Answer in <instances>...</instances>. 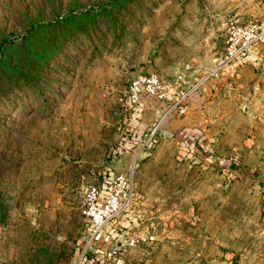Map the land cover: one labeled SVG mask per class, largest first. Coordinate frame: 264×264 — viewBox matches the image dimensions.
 I'll return each mask as SVG.
<instances>
[{
  "label": "rangeland",
  "instance_id": "obj_1",
  "mask_svg": "<svg viewBox=\"0 0 264 264\" xmlns=\"http://www.w3.org/2000/svg\"><path fill=\"white\" fill-rule=\"evenodd\" d=\"M235 18L264 0H0V264H77L82 187L132 164L110 226L157 238L102 264H264V43L221 65Z\"/></svg>",
  "mask_w": 264,
  "mask_h": 264
},
{
  "label": "built area",
  "instance_id": "obj_2",
  "mask_svg": "<svg viewBox=\"0 0 264 264\" xmlns=\"http://www.w3.org/2000/svg\"><path fill=\"white\" fill-rule=\"evenodd\" d=\"M262 43H264V20L231 19L226 27L225 58L220 64L244 59L252 48ZM184 94L177 97L181 113L185 112L183 101L187 94ZM166 95V83L156 72L138 74L132 79L128 90V99L132 106H137L144 97L162 101ZM156 132L157 128L151 132L148 142L156 137ZM133 172L134 164L126 172H116L110 168L99 183L82 187V213L88 227L82 254L77 264H82L90 251H98V256L103 258L115 259L122 250L156 240L154 233L141 231L125 237L118 245L119 233L110 226L112 220L131 204L134 194Z\"/></svg>",
  "mask_w": 264,
  "mask_h": 264
},
{
  "label": "trees",
  "instance_id": "obj_3",
  "mask_svg": "<svg viewBox=\"0 0 264 264\" xmlns=\"http://www.w3.org/2000/svg\"><path fill=\"white\" fill-rule=\"evenodd\" d=\"M118 3V1L116 2V4ZM113 6V5H112ZM109 7H111V6H109ZM109 7L107 8V9H103L104 11H106V12H108V13H106L107 15H111V16H115L114 15V12H113V10L112 9H109ZM14 43H9V42H7V41H2L1 43H0V71L1 70H3V68L5 67L4 66V62H5V60H4V57H5V55H6V51H7V48L10 46V45H13ZM60 49L62 48V46H58ZM32 82H30V84H31ZM124 251H126V250H122L121 252H120V254H122V252H124ZM95 253H98L99 254V252L98 251H90L88 254H87V257H86V260H91V261H95V258H96V256L94 255ZM119 254V255H120ZM118 255V256H119ZM97 260L95 261L96 262V264H102V262L104 261V260H101V261H99V258H100V256H97Z\"/></svg>",
  "mask_w": 264,
  "mask_h": 264
},
{
  "label": "water",
  "instance_id": "obj_4",
  "mask_svg": "<svg viewBox=\"0 0 264 264\" xmlns=\"http://www.w3.org/2000/svg\"><path fill=\"white\" fill-rule=\"evenodd\" d=\"M121 242H122V239H118V240H117L118 245H120Z\"/></svg>",
  "mask_w": 264,
  "mask_h": 264
}]
</instances>
